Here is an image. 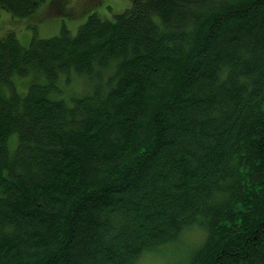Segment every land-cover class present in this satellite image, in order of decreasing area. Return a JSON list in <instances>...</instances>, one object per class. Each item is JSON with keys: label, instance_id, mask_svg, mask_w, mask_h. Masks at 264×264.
<instances>
[{"label": "trees", "instance_id": "1", "mask_svg": "<svg viewBox=\"0 0 264 264\" xmlns=\"http://www.w3.org/2000/svg\"><path fill=\"white\" fill-rule=\"evenodd\" d=\"M131 2L0 36V264H264V0Z\"/></svg>", "mask_w": 264, "mask_h": 264}, {"label": "rangeland", "instance_id": "2", "mask_svg": "<svg viewBox=\"0 0 264 264\" xmlns=\"http://www.w3.org/2000/svg\"><path fill=\"white\" fill-rule=\"evenodd\" d=\"M54 1L56 0H46L33 14L26 17L15 16L9 9L2 8L0 12V36L4 37L13 33L23 45L28 46L33 37L48 38L60 34L64 24L70 33L75 35L80 25L93 12L98 13L103 18L114 19L116 15L131 5L130 0H103L102 3L93 5L84 11L87 7L83 8V4L92 3L90 0H70V4L75 6V10H77L73 15L71 13H58L53 4ZM204 236L205 232L201 228H190L181 235L177 243L170 244L167 248L169 250H165L164 254L161 251L156 255L149 252L143 255L139 264H180L184 260L183 255L187 244L200 243Z\"/></svg>", "mask_w": 264, "mask_h": 264}, {"label": "bare ground", "instance_id": "3", "mask_svg": "<svg viewBox=\"0 0 264 264\" xmlns=\"http://www.w3.org/2000/svg\"><path fill=\"white\" fill-rule=\"evenodd\" d=\"M132 1V0H131ZM132 3V2H131ZM104 4H106V3H104ZM103 5V4H102ZM101 5V6H102ZM108 6V5H107ZM131 6V5H130ZM104 7V6H103ZM112 7V6H111ZM102 9V8H101ZM133 10V9H132ZM110 12V11H109ZM94 13V12H93ZM120 15V14H119ZM123 15V14H122ZM73 17V16H72ZM66 19V18H65ZM109 21V20H108ZM33 22V21H32ZM61 22V21H60ZM70 23V22H69ZM0 24H1V22H0ZM48 25V24H47ZM74 28V27H73ZM73 30V29H72ZM2 31V30H1ZM28 31V30H27ZM6 33V32H5ZM4 33V34H5ZM26 33V32H25ZM73 33V32H72ZM26 45V44H25ZM113 60V59H112ZM72 71V70H71ZM30 75V74H29ZM44 75V74H43ZM64 76V75H63ZM47 77V76H46ZM61 78V77H60ZM64 78V77H63ZM36 79V78H35ZM45 79V78H44ZM57 80V79H56ZM66 80V79H65ZM21 81V80H20ZM60 81V80H59ZM19 82V81H18ZM45 82H46V80H45ZM48 82V81H47ZM61 82V81H60ZM56 83V82H55ZM24 84V83H23ZM19 85V84H18ZM62 85V84H61ZM65 85V84H64ZM30 86V85H29ZM63 86V85H62ZM75 86V85H74ZM65 87H67V86H65ZM63 90V89H62ZM68 91V90H67ZM78 96V95H77ZM74 98V97H73ZM62 99V98H61ZM81 99V98H80ZM70 100V99H69ZM68 102V101H67ZM70 102V101H69ZM71 103V102H70ZM73 103V102H72ZM71 106V105H70ZM9 141V140H8ZM10 142H11V140H10ZM14 144V143H13ZM12 144V145H13ZM17 145V144H16ZM13 147H15V145L13 146ZM13 149V148H12ZM15 149V148H14ZM15 153H16V151H15ZM9 154V153H8ZM17 154V153H16ZM201 235V234H200ZM189 237V236H188ZM180 243V242H179ZM199 244H201V243H199ZM179 253V252H178ZM177 253V254H178ZM142 259V258H141ZM164 261V260H163Z\"/></svg>", "mask_w": 264, "mask_h": 264}]
</instances>
